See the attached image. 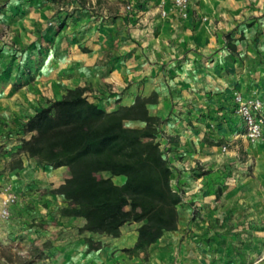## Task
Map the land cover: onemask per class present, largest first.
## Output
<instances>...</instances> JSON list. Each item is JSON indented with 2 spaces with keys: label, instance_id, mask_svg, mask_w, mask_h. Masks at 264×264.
<instances>
[{
  "label": "crops",
  "instance_id": "obj_1",
  "mask_svg": "<svg viewBox=\"0 0 264 264\" xmlns=\"http://www.w3.org/2000/svg\"><path fill=\"white\" fill-rule=\"evenodd\" d=\"M124 1L130 2L132 9L126 11L121 3ZM251 1L189 0L183 16L172 0H96L95 11L84 9L77 15L86 21H82L84 25L76 30L73 40L74 35L64 36L62 28L55 33L50 3L33 0L25 5L26 13L21 10L15 16L21 21L38 10L34 13L38 19H30L33 24L27 44L14 49L19 56L6 58L11 53L3 54L5 46L0 41V121H13L7 128L14 136L30 116L60 99L67 89L86 87L89 100L108 111L132 104L137 94L158 93V102L148 107L150 113L164 120L159 139L173 170L171 183L182 194V202L178 228L166 232L151 246L150 264L183 257L197 264L196 258L201 255L198 250L213 234L211 227L216 222L211 215L216 208L220 210L222 201L218 194L237 178L227 177L222 166L236 160L235 151L240 146L248 154L244 140L238 138L242 136L231 130L230 123L238 118L230 111L235 109V92L249 96L251 89L261 84L264 87V58L258 62L257 54L264 55V10L258 5L264 0L249 5ZM106 3L111 5L109 10H104ZM161 9L166 15L160 13ZM233 33H238L236 40ZM230 51H236L237 58L231 59ZM20 65L31 73H19ZM5 67L10 73H5ZM225 144L232 148L223 152ZM260 146L264 141L257 143L258 149ZM2 170L0 181L14 178L18 187L29 183L31 174L32 180L46 174L40 166L30 169L26 159L22 170ZM52 171L63 176L45 177L37 184L46 187L56 180L52 185L56 188L68 176L65 167ZM113 181L121 184L123 178L116 176ZM44 197L47 209L38 206V201H33L35 207L22 201L27 205L21 207H31L33 218L38 214L46 219L56 213L75 232V240L55 253L56 264H131L139 260L119 251L134 245L137 223L125 224L121 235L113 239L79 234L83 219L60 216L58 210L65 205L61 196L47 193ZM20 201L18 194L12 213L21 210ZM91 235L104 243L103 248L87 250L84 237Z\"/></svg>",
  "mask_w": 264,
  "mask_h": 264
},
{
  "label": "trees",
  "instance_id": "obj_2",
  "mask_svg": "<svg viewBox=\"0 0 264 264\" xmlns=\"http://www.w3.org/2000/svg\"><path fill=\"white\" fill-rule=\"evenodd\" d=\"M76 2L77 11L84 10ZM62 13L53 17L56 31L71 18ZM229 47L235 50L234 45ZM10 53L12 60L19 56L15 50ZM18 72L31 73L23 65ZM157 102L158 93L152 91L108 111L89 100L86 87L67 89L60 99L30 116L19 133L8 135L12 144L3 168L22 170L24 159L42 168L65 167L68 176L51 190L65 203L58 210L60 216L83 219L79 234L112 239L121 235L125 224L137 223L134 245L120 252L145 261L151 246L178 228L182 202V194L171 183L173 170L159 139L164 120L148 107ZM116 176L123 177L121 184L113 181ZM92 235L84 237L87 250L103 248L104 243ZM52 246L50 240L31 243L24 264H50L44 263L45 251Z\"/></svg>",
  "mask_w": 264,
  "mask_h": 264
},
{
  "label": "rangeland",
  "instance_id": "obj_3",
  "mask_svg": "<svg viewBox=\"0 0 264 264\" xmlns=\"http://www.w3.org/2000/svg\"><path fill=\"white\" fill-rule=\"evenodd\" d=\"M31 1L33 0H22L19 4L18 2L11 3L9 0L8 2H6V0L0 1V3H2L0 6V41H2L5 46L3 54L11 52L15 47L26 45V41L30 39L28 34H31V32H29L31 31L30 26L33 24L31 20L38 19L34 16V13H37L38 10H32L28 16L21 21H16L17 18L15 16L17 12L21 10H23L22 13H26L27 9H24V7H26L25 5H29ZM47 1L50 3L48 9L54 13L53 16L59 12H63V15L64 12L65 14H71V18H67L66 20L68 23H64L61 28L65 33L64 36L74 35L73 40H75L76 30L84 25L82 21H86L78 18L77 15L80 12L77 11V9L79 10V8H77L79 4H76V1H79L80 5L85 10H96V0ZM256 2V0H253L249 2V5H254ZM121 3L123 7L128 4L131 5L130 2L126 1ZM258 5L259 10L263 11L264 2L261 1ZM110 8L111 5L106 3L104 10H109ZM130 9H132V6ZM39 19H41V17H39ZM78 19L80 20L78 21ZM51 23L56 33V27L58 25H54L53 19H51ZM65 26H67V28H65ZM237 35L238 33H233L232 39L236 40ZM257 54L260 56L258 62L262 63L264 55L261 53ZM1 56L2 53H0V57ZM235 56H237L236 51H230V58L232 59V57L234 58ZM9 57L10 55L6 56V58ZM6 67L5 72H7L6 70L11 68L12 65H9L7 69ZM263 88L261 84L257 86L256 89L250 90V95L260 98L262 104L264 97ZM234 94L232 98H234ZM233 113L236 114L238 120L235 121L234 119V122L232 121V123H230L233 127L231 130L242 136L238 138L240 142L244 140L243 143L248 149V154L243 150V146H240V148L235 151L237 155L236 160L230 161L222 166V171L227 177H232L234 175L235 177L237 176V178H234L235 181L229 183L223 188L222 193L220 192L218 194V198L221 196L222 199V201L218 200L221 202L220 206L222 209L221 207L220 210L216 208L217 212H213L211 215V219H214L216 224L211 227L213 234L207 236L203 247L201 250H198L201 255L196 258L197 264H264V146H260V148L263 147V151L257 148V143L264 141V129L258 140L253 142L249 141L245 135V126L242 118L236 113L235 109L230 111V115L233 116ZM215 120H217V118ZM9 122L13 123V121H0V172L3 171L2 169L5 165V161L9 159V152H7V150L11 149L12 144L8 137L11 133V129L7 128V123ZM223 146L226 147L227 151L232 148L231 144H225ZM27 164L32 170L36 167L34 162L27 161ZM43 169L44 172H46L45 175L41 174V178L32 180L31 177L34 175L31 174L28 180L30 182H24L22 185L23 187H18L16 185L17 181H15L14 178L6 177L1 179L2 181H0V183L2 182L3 185L0 184V192L2 191L1 188L10 185L13 191L21 197L19 207L27 205L23 204L22 201H28V205L35 207L33 201H38V206L46 208L48 206V201H44V196L47 193H51L53 189L52 185L55 184L56 180L50 182V185L46 187L38 185L36 181L45 179V177L48 179L60 178L63 175L49 168ZM117 181H120V178H118ZM22 188L23 190H21ZM18 190L20 191L18 192ZM33 196L34 198H32ZM50 201L54 202L52 199H50ZM31 207H21L20 211L11 212L9 219L2 220L0 218V264H24L25 259H27L26 255L30 249V244L35 242L37 245H41L45 240H50L55 244L53 245L54 247L52 246V249L45 251L46 259L44 263L56 264L55 253L66 248L69 240H75V232L73 233L69 230L67 228L68 225H64L66 222L64 220L62 221L58 214H49L46 219H41L37 214L33 218V212H30ZM29 212L31 214H29ZM47 213L48 212H44V214ZM219 220L221 221L218 222ZM63 237L66 238L64 241L62 240ZM149 260L150 254L148 253L145 261L142 257H139V260L131 264H150ZM164 264H196V262L194 263L188 258L183 257L177 259L173 258Z\"/></svg>",
  "mask_w": 264,
  "mask_h": 264
},
{
  "label": "built area",
  "instance_id": "obj_4",
  "mask_svg": "<svg viewBox=\"0 0 264 264\" xmlns=\"http://www.w3.org/2000/svg\"><path fill=\"white\" fill-rule=\"evenodd\" d=\"M114 1V0H109ZM173 5L185 16L183 12L188 4L189 0H172ZM127 10L131 8V5L125 7ZM162 15H166L164 9L160 10ZM234 106L236 113L242 118L245 126V135L249 141L258 140L264 129V115L262 113V101L260 98L254 95L244 96L243 94L236 92L234 94ZM222 151H226V147H222ZM18 195L13 191L10 185H6L0 192V218L2 220L9 219L11 214V207L16 204Z\"/></svg>",
  "mask_w": 264,
  "mask_h": 264
}]
</instances>
